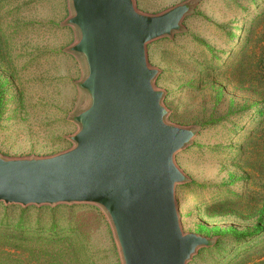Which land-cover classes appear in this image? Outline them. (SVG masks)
I'll use <instances>...</instances> for the list:
<instances>
[{
    "label": "rangeland",
    "instance_id": "obj_1",
    "mask_svg": "<svg viewBox=\"0 0 264 264\" xmlns=\"http://www.w3.org/2000/svg\"><path fill=\"white\" fill-rule=\"evenodd\" d=\"M145 15L180 5V29L147 46L165 122L196 136L175 157L181 226L207 239L188 264H264V0H133ZM70 0H0V157L75 147L90 105L85 68L53 52L49 18ZM57 12V14H55ZM64 15V12H63ZM79 66V67H78ZM0 264H125L106 209L0 203Z\"/></svg>",
    "mask_w": 264,
    "mask_h": 264
},
{
    "label": "water",
    "instance_id": "obj_2",
    "mask_svg": "<svg viewBox=\"0 0 264 264\" xmlns=\"http://www.w3.org/2000/svg\"><path fill=\"white\" fill-rule=\"evenodd\" d=\"M66 24L78 32L69 52L85 68L90 105L75 121V147L37 159L0 157V203L97 204L114 225L125 264H188L210 242L181 226L175 157L196 136L165 122L159 72L147 46L178 31L189 12L140 13L133 0H70Z\"/></svg>",
    "mask_w": 264,
    "mask_h": 264
},
{
    "label": "crops",
    "instance_id": "obj_3",
    "mask_svg": "<svg viewBox=\"0 0 264 264\" xmlns=\"http://www.w3.org/2000/svg\"><path fill=\"white\" fill-rule=\"evenodd\" d=\"M61 7L59 9L58 15L59 16H54L53 18H49L50 23L53 25V29L57 30V35L61 34L63 38L69 39L68 41V46L64 45L63 43L60 44V47L56 48L53 52L60 54L66 61L70 60H74L75 64H78L80 66L81 64V59L79 57H77L76 55L72 54L71 52H69V48L71 46H73L77 40H78V32L75 28H73L72 26H69L66 24L67 19L70 17L71 15V11L70 9H68V13L69 16L67 17V8L64 7L63 11H62ZM64 12V15H63ZM57 14V12L55 13ZM78 66V67H79Z\"/></svg>",
    "mask_w": 264,
    "mask_h": 264
},
{
    "label": "trees",
    "instance_id": "obj_4",
    "mask_svg": "<svg viewBox=\"0 0 264 264\" xmlns=\"http://www.w3.org/2000/svg\"><path fill=\"white\" fill-rule=\"evenodd\" d=\"M262 112H264V103H263V107H262Z\"/></svg>",
    "mask_w": 264,
    "mask_h": 264
}]
</instances>
